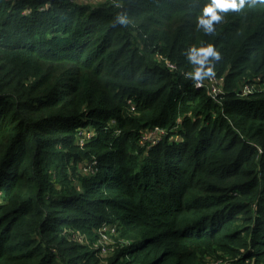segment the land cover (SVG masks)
Returning <instances> with one entry per match:
<instances>
[{"label": "trees", "instance_id": "1", "mask_svg": "<svg viewBox=\"0 0 264 264\" xmlns=\"http://www.w3.org/2000/svg\"><path fill=\"white\" fill-rule=\"evenodd\" d=\"M211 2L0 0V264H101L102 234L108 264H264V4L206 36ZM205 41L216 98L184 75Z\"/></svg>", "mask_w": 264, "mask_h": 264}, {"label": "clouds", "instance_id": "2", "mask_svg": "<svg viewBox=\"0 0 264 264\" xmlns=\"http://www.w3.org/2000/svg\"><path fill=\"white\" fill-rule=\"evenodd\" d=\"M257 0H212L196 17V27H202L204 35L214 34V22H222L226 14L241 13L247 8L256 5ZM264 4V0H259ZM130 23L125 11H118L115 15L113 27L127 26ZM186 58L191 70L184 73L185 77L194 83H201L205 79L216 76V62L222 59L221 50L210 42H203L200 46H190L186 50Z\"/></svg>", "mask_w": 264, "mask_h": 264}, {"label": "rangeland", "instance_id": "3", "mask_svg": "<svg viewBox=\"0 0 264 264\" xmlns=\"http://www.w3.org/2000/svg\"><path fill=\"white\" fill-rule=\"evenodd\" d=\"M75 1L81 4L98 5L109 2L110 0H75ZM209 92L211 94L210 90ZM165 135L166 134L160 135L157 139H149V141L147 142L156 143L158 139H161ZM83 137L85 139H90L92 137V134L86 130L83 131ZM143 142L144 141L142 140L141 143ZM109 228L110 229L112 228L111 231L114 230L113 226ZM78 242L83 244L89 243V241L86 240V237L83 236L78 239ZM121 243H124V241H122ZM115 244L116 243L113 239L111 240L106 236H103V234L99 237V240L96 246L94 245V248L96 249L101 248V252L99 254L101 259V264H108L109 259L113 256V252H114L113 246H115ZM127 244H130V242H128ZM200 250H201L200 254H198L196 257V262H195L196 264H252V262H248V261L242 262L241 258H233L232 256H229L228 254L222 252H214L213 254L212 253L209 254L208 250L206 249V245H204L203 248L200 247ZM211 254L212 256H209Z\"/></svg>", "mask_w": 264, "mask_h": 264}, {"label": "built area", "instance_id": "4", "mask_svg": "<svg viewBox=\"0 0 264 264\" xmlns=\"http://www.w3.org/2000/svg\"><path fill=\"white\" fill-rule=\"evenodd\" d=\"M202 83H197V87H202ZM208 90L211 91V94L214 98L217 97V95L223 93L224 91V78H217L214 77L208 82ZM258 91H264V77L258 78L254 83L246 84L241 89V95L242 96H248L252 95ZM166 134V131L164 129H161L159 127H155L154 129H151L148 131L144 137H143V143L149 141V139H157L160 135ZM152 141V140H151ZM85 142V139H81L80 143L83 145ZM114 232V230H113Z\"/></svg>", "mask_w": 264, "mask_h": 264}]
</instances>
